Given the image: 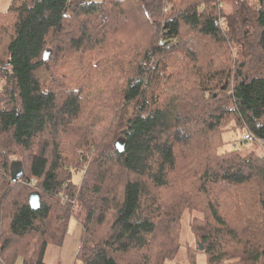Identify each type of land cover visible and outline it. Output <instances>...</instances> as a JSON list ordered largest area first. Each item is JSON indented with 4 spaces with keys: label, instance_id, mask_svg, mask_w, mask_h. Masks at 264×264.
I'll return each instance as SVG.
<instances>
[{
    "label": "trees",
    "instance_id": "obj_1",
    "mask_svg": "<svg viewBox=\"0 0 264 264\" xmlns=\"http://www.w3.org/2000/svg\"><path fill=\"white\" fill-rule=\"evenodd\" d=\"M124 4L151 15L125 23ZM107 88L102 141L85 115ZM239 128L264 140V0H12L0 13V264H45L72 220L75 264H164L186 212L187 264H264V157L221 150ZM32 179L38 210L20 185Z\"/></svg>",
    "mask_w": 264,
    "mask_h": 264
},
{
    "label": "rangeland",
    "instance_id": "obj_2",
    "mask_svg": "<svg viewBox=\"0 0 264 264\" xmlns=\"http://www.w3.org/2000/svg\"><path fill=\"white\" fill-rule=\"evenodd\" d=\"M244 1L252 9H254V7L257 5V0H244ZM11 2H12V0H0V13L6 12L9 9ZM168 5L170 6L169 3L165 2V4H164L165 7H164V9H162V15H161L162 17H164V15L168 13V12H166L168 10ZM123 10H124V13L126 14L125 23H127V18L130 15H132V20L134 18L136 21H137L139 15L141 14L140 12H142L145 20H148L146 15H145V12H147L149 15H151L149 10L144 11L145 9H143V8H141L140 10L132 9L131 5H126V4L123 5ZM155 15L157 18L158 15H160V13L155 11ZM246 30H247V28H246ZM121 33H123V31ZM100 52H101V49H99V54H100ZM95 61H96V59L92 60V62H90V64L92 66H96V69H93L94 72L92 73V75H93L94 80H96V79L98 80L101 75L106 74L105 71L100 72L103 68H105V64L103 63L102 65H99ZM114 80L115 79H112L113 82H115ZM115 85L117 86L116 83H115ZM116 86H115V88H117ZM109 89L110 88H107L105 90L102 89L99 92L97 97L92 102V107H91L92 111H88V113H86V115H85L86 119H93L96 116H98L100 118V120H98V123H97V129L100 131V128H102V135H101L102 141L106 140L107 130H108V127L110 126L108 119H107V115L110 112V105L106 99H103V94L107 95L109 93ZM88 99L90 100L91 98L89 97ZM112 110H113V107H112ZM245 134H246V132L244 131V129H241V128H239L238 130L228 131V132L224 133L222 136H223V140H224L225 144L221 148V150L226 151V152L236 150L237 152L240 153L239 155H241L244 158H247L250 155L255 156V155L251 154L252 149H254L255 154L257 156H259L260 158L264 157V144L258 145L257 143L253 144V143L244 142L243 136ZM97 147H101V146L97 145ZM76 154H78V151L75 150L74 155H76ZM16 157H17V154L15 153V156H11V159H15ZM86 166L87 165H85V167ZM85 167H84V169H82V172L85 171ZM82 172L78 173L73 179V182L77 186H79L81 183ZM172 178H173V176H170V180ZM257 178L258 177H256V179ZM35 183H36V181L32 179L30 182H28V186L24 185L23 183H20V185L24 188H27L28 189L27 192L28 191H31V192L32 191H39L37 189ZM63 201L69 202V200L67 199L66 196L63 197ZM70 204L72 206L75 205V200H71ZM162 206L164 207L163 208L164 210L169 209L168 210L169 214L176 215V192H174L172 190L166 191L164 193V201H163ZM193 218H200V215L196 214ZM188 220H189V214L186 212V213H184L183 220H182L183 225L181 226V233H180L181 234V236H180V244L181 245L179 246L178 253L176 254L174 259H172L170 261H166L164 264H187V258L186 257H187V255H189L191 253V251H192L191 249L194 248V243L191 240L190 233L188 234V230L186 227ZM199 245H201V244H199ZM15 264H21V261L18 260ZM76 264H81V263L76 262Z\"/></svg>",
    "mask_w": 264,
    "mask_h": 264
},
{
    "label": "crops",
    "instance_id": "obj_3",
    "mask_svg": "<svg viewBox=\"0 0 264 264\" xmlns=\"http://www.w3.org/2000/svg\"><path fill=\"white\" fill-rule=\"evenodd\" d=\"M82 227L72 220L68 233L61 246L48 245L44 252L45 264H75V257L80 246Z\"/></svg>",
    "mask_w": 264,
    "mask_h": 264
},
{
    "label": "water",
    "instance_id": "obj_4",
    "mask_svg": "<svg viewBox=\"0 0 264 264\" xmlns=\"http://www.w3.org/2000/svg\"><path fill=\"white\" fill-rule=\"evenodd\" d=\"M51 56V50H46L43 53V60L47 61L50 59ZM23 174V166L20 160L18 159H12L9 163V175L10 180L12 183H16ZM40 201H41V194L39 191L31 192L28 195V205L32 210H38L40 207ZM199 249L202 250L203 248L201 245H199Z\"/></svg>",
    "mask_w": 264,
    "mask_h": 264
},
{
    "label": "built area",
    "instance_id": "obj_5",
    "mask_svg": "<svg viewBox=\"0 0 264 264\" xmlns=\"http://www.w3.org/2000/svg\"><path fill=\"white\" fill-rule=\"evenodd\" d=\"M244 142L248 143H257L259 144H264V140L262 139H257L255 136H253L251 133L246 132V134L243 136Z\"/></svg>",
    "mask_w": 264,
    "mask_h": 264
}]
</instances>
